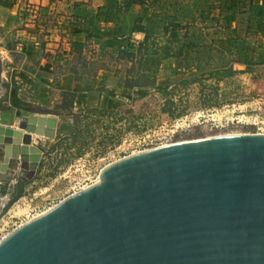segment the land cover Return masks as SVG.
<instances>
[{
  "label": "rangeland",
  "instance_id": "374dc122",
  "mask_svg": "<svg viewBox=\"0 0 264 264\" xmlns=\"http://www.w3.org/2000/svg\"><path fill=\"white\" fill-rule=\"evenodd\" d=\"M136 1L141 9L145 6L139 18L145 21L144 37L149 36L143 60L156 85L128 91L121 87L124 78L116 77L101 92L98 104L88 109L62 111L57 108L61 98L54 92L49 107L34 106L11 120L16 130L21 118L30 115L46 121L54 118L56 124L51 138L45 137L51 129L47 122L33 125L32 144L41 152L38 167L21 197L0 218V239L31 216L94 184L102 168L133 153L221 135L264 134V81H255V68L251 67L264 61V35L251 31L264 26V0ZM38 24L56 25L49 21ZM32 33L37 35L36 29ZM102 38L96 33L89 39L84 73L94 71L100 62L107 64L109 71L117 68L118 45L110 47ZM128 38L125 50H135V38ZM16 44L19 41L11 37L0 40V47L15 48ZM166 47L181 55L166 62ZM0 57H7L2 49ZM79 72L83 73L82 68ZM77 82L82 84L81 77ZM89 109L96 112L86 115ZM185 116L192 124L175 132L174 120ZM196 116H200L198 121ZM3 159L0 150V162ZM19 164L9 159L7 173H0L1 203L17 192L14 181L1 178L8 170H19Z\"/></svg>",
  "mask_w": 264,
  "mask_h": 264
},
{
  "label": "water",
  "instance_id": "95a60500",
  "mask_svg": "<svg viewBox=\"0 0 264 264\" xmlns=\"http://www.w3.org/2000/svg\"><path fill=\"white\" fill-rule=\"evenodd\" d=\"M2 75L0 57V94ZM36 122L51 138L54 118L0 126V173L20 162L1 178L17 192L0 218L38 167ZM0 264H264V134L176 142L108 164L97 182L0 239Z\"/></svg>",
  "mask_w": 264,
  "mask_h": 264
},
{
  "label": "crops",
  "instance_id": "0c3cea01",
  "mask_svg": "<svg viewBox=\"0 0 264 264\" xmlns=\"http://www.w3.org/2000/svg\"><path fill=\"white\" fill-rule=\"evenodd\" d=\"M139 4L136 0H0V40L7 41L11 37L14 41H19L15 48L13 45L0 47L7 55L2 57L0 126L16 130L13 125L15 123H11V120L20 118L25 110L34 106L49 107L52 103L50 90L74 92L76 109L85 110L97 105L101 92L116 77L106 68L99 69L94 77L81 73L83 85L73 88L75 76L66 71L73 63L71 45L74 42L83 43L85 55L89 39L97 33L103 36L102 40L108 41V46L114 47L117 44L118 51L125 50L124 45L130 41V35L135 38V50L130 52H135L145 35V21L140 23L144 32L133 29L137 19L142 18L140 10L145 9V6L141 9ZM126 20L129 22L126 23ZM48 21L56 25L41 27L38 24ZM235 28L233 24V29ZM33 29H36L38 40L35 38L37 35L32 33ZM251 31L264 35L259 27ZM39 36H43V40ZM38 41L42 43L38 44ZM172 60V57L166 58V62L170 63ZM114 63L117 68L129 66L117 59ZM251 67L255 68V81H264V61ZM59 69L65 73L58 77L56 73ZM57 77L59 89L56 90L53 80ZM13 97L25 106L14 107L11 104ZM102 100L103 97L100 104Z\"/></svg>",
  "mask_w": 264,
  "mask_h": 264
},
{
  "label": "trees",
  "instance_id": "16d2710c",
  "mask_svg": "<svg viewBox=\"0 0 264 264\" xmlns=\"http://www.w3.org/2000/svg\"><path fill=\"white\" fill-rule=\"evenodd\" d=\"M141 20H137V24L134 26V30L138 32H144V27L141 26ZM259 31H264V26H259ZM149 36H145L143 41L139 43L137 49L135 52H130L127 50H119L117 53V60L121 61L123 63H128L129 66L125 68H115L113 71L115 77H123L124 82L121 84L122 88L125 89H146V88H153L156 85V79L155 77L150 73V70L145 66L146 62L143 60V58L146 56L147 53V44H148ZM72 53H73V63L71 67H69L66 71L69 73H72L75 78L72 83V87H80V84H78V79H80L79 69L82 68V72L87 71V62L84 58V44L74 42L72 43ZM181 55V52H177L176 54H171V50L169 47L164 48V57H179ZM142 66H145V69L141 70L140 68ZM107 69V66L105 63L100 62L98 64V67L94 71L87 72L90 77H94L96 75V72L99 69ZM65 73L64 70L59 69L57 71V76L63 75ZM151 74V75H150ZM58 77L53 80L54 87L59 89V81ZM173 89V88H172ZM56 92L57 95L61 98V101L59 103V106H57L58 109L62 111H73L74 109V101H75V93L74 92H61V91H55L50 90V95L52 96ZM11 104L14 107L22 108L25 106V104L21 103L16 97H13L11 99ZM95 109H89L85 111L86 115H90L92 113H95Z\"/></svg>",
  "mask_w": 264,
  "mask_h": 264
},
{
  "label": "built area",
  "instance_id": "2783aa9c",
  "mask_svg": "<svg viewBox=\"0 0 264 264\" xmlns=\"http://www.w3.org/2000/svg\"><path fill=\"white\" fill-rule=\"evenodd\" d=\"M199 119H200V116L195 117V120L198 121ZM191 124H192V119H189L188 116H185V117H180V118L174 120L172 127L175 129L174 130L175 132H178L180 130L187 129ZM175 132H173V133H175ZM160 146H164V145H160ZM157 147H159V146H157ZM43 212H41L39 214H42ZM39 214H35V215H39ZM35 215L31 216V218L34 217Z\"/></svg>",
  "mask_w": 264,
  "mask_h": 264
},
{
  "label": "bare ground",
  "instance_id": "6f19581e",
  "mask_svg": "<svg viewBox=\"0 0 264 264\" xmlns=\"http://www.w3.org/2000/svg\"><path fill=\"white\" fill-rule=\"evenodd\" d=\"M48 119H49V118H48ZM51 129H52V128H51ZM51 129H50V130H51ZM23 132H25V131H22V135H24ZM25 133H26V132H25ZM39 134H40V133H39ZM30 135H31V134H30ZM31 137H32V136H31ZM29 148H30V146H27V150H28L27 153H26V155H27V159L30 158V157L28 156V154H31ZM19 163H20V162H19ZM27 163H28V165H29L28 167H30V166L32 165V163H29L28 160H27ZM97 181H98V180H97ZM0 203H1V202H0ZM5 203H6V201L3 200L2 203H1V205H0V207H2ZM48 210H49V209H48ZM43 213H44V212H43ZM39 215H40V214H39ZM37 216H38V215H36V216H34V217H32V218H35V217H37Z\"/></svg>",
  "mask_w": 264,
  "mask_h": 264
}]
</instances>
